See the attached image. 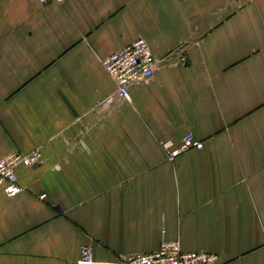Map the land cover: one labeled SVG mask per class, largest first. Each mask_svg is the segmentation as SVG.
<instances>
[{"label": "crops", "instance_id": "obj_1", "mask_svg": "<svg viewBox=\"0 0 264 264\" xmlns=\"http://www.w3.org/2000/svg\"><path fill=\"white\" fill-rule=\"evenodd\" d=\"M138 39L157 64L125 101L102 61ZM187 133L203 148L167 160ZM35 149L20 194L0 186V264L162 238L264 264V0H0V159Z\"/></svg>", "mask_w": 264, "mask_h": 264}, {"label": "built area", "instance_id": "obj_2", "mask_svg": "<svg viewBox=\"0 0 264 264\" xmlns=\"http://www.w3.org/2000/svg\"><path fill=\"white\" fill-rule=\"evenodd\" d=\"M40 4L58 3L64 0H37ZM156 60L148 43L138 39L102 61V67L112 80L118 97L130 101L129 87L133 84L149 80L155 71ZM110 104V99L102 105ZM167 160L173 161L178 155L189 150H201L203 144L196 141L192 134H185L178 146L172 142H159ZM40 152L35 149L27 154H11L0 159V186L7 197H16L22 189L18 184L16 171L18 168H30L39 163ZM217 256L209 253H184L178 241L167 242L162 238L159 248L149 254H134L121 259L117 264H216ZM80 264L92 263L89 248L81 249Z\"/></svg>", "mask_w": 264, "mask_h": 264}]
</instances>
